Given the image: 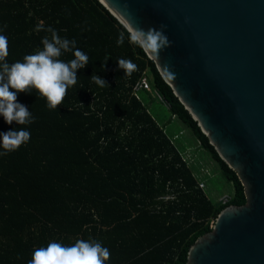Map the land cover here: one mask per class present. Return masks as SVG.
Masks as SVG:
<instances>
[{"label":"trees","instance_id":"1","mask_svg":"<svg viewBox=\"0 0 264 264\" xmlns=\"http://www.w3.org/2000/svg\"><path fill=\"white\" fill-rule=\"evenodd\" d=\"M49 26L61 38L74 39L89 64L77 71V83L56 111L35 92L20 93L17 102L34 122L8 125L0 117V133L23 127L31 134L18 150L0 156V264H28L36 248L53 241L71 246L78 239L108 248L105 264H187L192 245L213 232L223 210L247 203L237 173L99 0H0L9 64L42 50L49 34L37 29ZM121 31L125 41L117 46ZM120 58L138 66L130 78L118 70ZM93 74L107 87L93 83ZM143 76L151 90L139 89L135 97ZM139 91L161 104L155 91L165 99L171 118L190 130L197 148L210 154L232 184L230 201L217 206L199 188L184 158L188 152L156 122ZM168 194L175 198L166 201Z\"/></svg>","mask_w":264,"mask_h":264},{"label":"water","instance_id":"2","mask_svg":"<svg viewBox=\"0 0 264 264\" xmlns=\"http://www.w3.org/2000/svg\"><path fill=\"white\" fill-rule=\"evenodd\" d=\"M99 2L130 34L164 25L170 46L143 50L245 187L247 203L223 210L187 264H264V0Z\"/></svg>","mask_w":264,"mask_h":264},{"label":"clouds","instance_id":"3","mask_svg":"<svg viewBox=\"0 0 264 264\" xmlns=\"http://www.w3.org/2000/svg\"><path fill=\"white\" fill-rule=\"evenodd\" d=\"M163 29L164 25L159 30L131 28L128 38L130 42L138 44L148 52L153 59H158L159 52L170 46ZM37 31L49 34L41 40L42 50L25 55L22 62L12 64L6 61L9 55L8 38L0 34V117L8 125L15 123L17 126H26L34 122L28 108L17 102L18 94L35 92L37 98L46 101L49 110L56 111L68 89L77 83V71L89 64L88 55L76 47L74 39L61 38L50 26L38 28ZM124 41L125 32L121 31L118 33L117 46L123 45ZM66 53H72L73 58L69 61L63 60L61 57ZM107 60L106 58L105 61ZM117 65L118 70H123L124 77L127 78L138 71V66L130 59L120 58ZM90 80L100 88L107 87L106 81L95 74ZM30 135L23 127L0 133V149H3L0 156H7L18 150L30 140ZM110 255L108 248L92 239H78L71 246L53 241L46 247L36 248L28 264H105Z\"/></svg>","mask_w":264,"mask_h":264},{"label":"rangeland","instance_id":"4","mask_svg":"<svg viewBox=\"0 0 264 264\" xmlns=\"http://www.w3.org/2000/svg\"><path fill=\"white\" fill-rule=\"evenodd\" d=\"M146 108L153 115L156 122L163 127L170 136L175 137L176 144L183 146L190 155V166L196 180L204 184V193L214 203H219L224 197L233 195V186L221 174L216 162L208 152L198 149L190 130L176 118H171L170 112L155 99L147 97L145 91H139ZM183 143V144H182Z\"/></svg>","mask_w":264,"mask_h":264},{"label":"built area","instance_id":"5","mask_svg":"<svg viewBox=\"0 0 264 264\" xmlns=\"http://www.w3.org/2000/svg\"><path fill=\"white\" fill-rule=\"evenodd\" d=\"M139 89H143L147 92H150V85L149 82L147 80V78L145 76H143L137 83L136 87H135V92H134V96L137 97V94H135L137 92V90ZM184 158L185 159H190V155H187L186 153L184 154ZM199 188L204 189V184L202 182H200L199 184ZM175 197L171 194H168V196H165L164 199L170 200V199H174ZM214 228V227H213Z\"/></svg>","mask_w":264,"mask_h":264},{"label":"bare ground","instance_id":"6","mask_svg":"<svg viewBox=\"0 0 264 264\" xmlns=\"http://www.w3.org/2000/svg\"><path fill=\"white\" fill-rule=\"evenodd\" d=\"M183 144V143H182Z\"/></svg>","mask_w":264,"mask_h":264}]
</instances>
